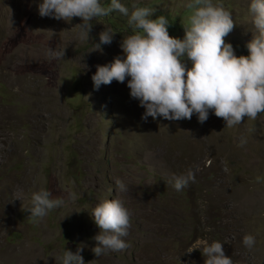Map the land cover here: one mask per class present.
Wrapping results in <instances>:
<instances>
[{
	"label": "rangeland",
	"instance_id": "374dc122",
	"mask_svg": "<svg viewBox=\"0 0 264 264\" xmlns=\"http://www.w3.org/2000/svg\"><path fill=\"white\" fill-rule=\"evenodd\" d=\"M40 2L0 0V264H62L63 252L79 247L85 264H204L203 241L223 243L233 264H264V113L233 128L212 111L203 124L195 113L144 121L130 77L98 90L92 80L98 65L126 59L120 45L137 32L128 23L134 7L175 21L173 37L183 39L190 0H120L129 15L108 16L136 31L94 18L85 40L81 18L40 17ZM212 3L235 22L225 42L249 55L251 0ZM105 29L113 42L96 50ZM49 49L65 55L50 59ZM241 137L247 143L238 147ZM189 170L194 182L176 191L168 181ZM41 189L65 203L34 220L26 210ZM109 199L131 214L129 247L97 257L91 249L100 230L89 212ZM247 234L255 237L252 249L242 243Z\"/></svg>",
	"mask_w": 264,
	"mask_h": 264
},
{
	"label": "clouds",
	"instance_id": "9594fccd",
	"mask_svg": "<svg viewBox=\"0 0 264 264\" xmlns=\"http://www.w3.org/2000/svg\"><path fill=\"white\" fill-rule=\"evenodd\" d=\"M187 8L190 12L187 23L183 24L185 36L179 39L169 35L167 17L161 15L152 19L149 17L154 12L150 8L134 7L128 23L140 31L124 37L120 47L126 59L117 56L112 63L97 66L92 76L95 89L113 80L124 83L130 77L127 86L131 97L145 109L144 121L148 117L191 120L195 113L203 124L210 111L222 118L227 128L243 123L245 118L255 120L264 113V0H251L250 3L256 31L246 45L247 56H237L233 45L225 42L235 22L223 5H214L212 0H190ZM114 11L129 15L128 8L120 0H110L107 7L101 6L99 0H41L38 4L40 17L65 21L81 18L83 23L79 26L85 30L80 33L81 40L88 39L90 22L94 18L108 16ZM113 37L111 29L100 32L96 50H101V45H110ZM47 55L50 59H58L65 51L49 49ZM246 143L247 139L241 137L238 147ZM194 180L195 175L189 170L184 175H173L168 183H172L176 191H182ZM115 183L118 191L127 190L122 181ZM50 197L51 193L44 189L33 192L31 206L26 210L30 212L29 217L43 219L65 203L63 198ZM69 198L75 200L76 194L69 193ZM89 213L100 230L93 237L96 246L91 249L97 257L129 247L124 238L129 235L131 214L120 199L104 200ZM201 243L202 248L197 249L205 257L204 264H233L225 254L223 243ZM242 243L252 249L255 237L247 234ZM82 251L83 247L75 253L65 250L60 257L62 264H85ZM192 251L191 247L187 250L188 253Z\"/></svg>",
	"mask_w": 264,
	"mask_h": 264
},
{
	"label": "trees",
	"instance_id": "16d2710c",
	"mask_svg": "<svg viewBox=\"0 0 264 264\" xmlns=\"http://www.w3.org/2000/svg\"><path fill=\"white\" fill-rule=\"evenodd\" d=\"M110 4V0H108L107 2L101 4V6L103 7H107L108 5ZM110 14H114V13H110ZM99 19H106V21L109 22V24L115 28L116 31H128V32H135L136 30L133 28V27H128V26H124L123 25V28L119 27L118 25L120 24L118 21H115L113 18L111 17H99ZM121 25V24H120ZM179 28L178 25H176V22L174 21L173 23H169V26H168V31H169V34H171V36L173 37L174 36V33L177 31V29ZM140 31L137 29V32ZM241 50L238 48L235 53L237 56H240V52L243 51V47H240Z\"/></svg>",
	"mask_w": 264,
	"mask_h": 264
}]
</instances>
